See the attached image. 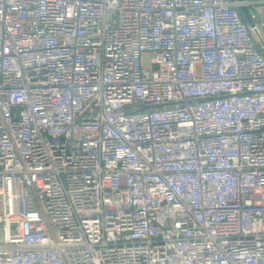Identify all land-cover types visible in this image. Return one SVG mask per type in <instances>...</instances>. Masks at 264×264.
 <instances>
[{
	"label": "built area",
	"instance_id": "built-area-1",
	"mask_svg": "<svg viewBox=\"0 0 264 264\" xmlns=\"http://www.w3.org/2000/svg\"><path fill=\"white\" fill-rule=\"evenodd\" d=\"M263 9L0 0V264H264Z\"/></svg>",
	"mask_w": 264,
	"mask_h": 264
},
{
	"label": "water",
	"instance_id": "water-1",
	"mask_svg": "<svg viewBox=\"0 0 264 264\" xmlns=\"http://www.w3.org/2000/svg\"><path fill=\"white\" fill-rule=\"evenodd\" d=\"M241 11H242L246 21L249 22V24L251 26H254L255 22L251 18L250 13L248 11V8L245 5H242ZM254 30H255V32H256V34L258 36V39H260L262 41V38L259 36V34H258V32H257L255 27H254ZM150 106H151L150 104H143V103L142 104H129V105L125 106V110H128V111H131V110H142V108H146V107H150Z\"/></svg>",
	"mask_w": 264,
	"mask_h": 264
},
{
	"label": "rangeland",
	"instance_id": "rangeland-1",
	"mask_svg": "<svg viewBox=\"0 0 264 264\" xmlns=\"http://www.w3.org/2000/svg\"><path fill=\"white\" fill-rule=\"evenodd\" d=\"M262 13L264 14V9L262 10Z\"/></svg>",
	"mask_w": 264,
	"mask_h": 264
}]
</instances>
